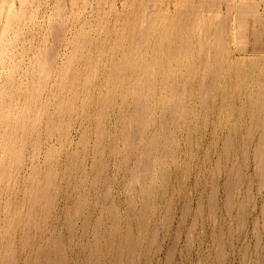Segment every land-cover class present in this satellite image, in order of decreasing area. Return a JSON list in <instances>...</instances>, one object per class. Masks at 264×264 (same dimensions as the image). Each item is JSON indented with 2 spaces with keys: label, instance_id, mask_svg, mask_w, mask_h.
<instances>
[{
  "label": "rangeland",
  "instance_id": "rangeland-1",
  "mask_svg": "<svg viewBox=\"0 0 264 264\" xmlns=\"http://www.w3.org/2000/svg\"><path fill=\"white\" fill-rule=\"evenodd\" d=\"M0 49V264H264V0H0Z\"/></svg>",
  "mask_w": 264,
  "mask_h": 264
},
{
  "label": "bare ground",
  "instance_id": "bare-ground-1",
  "mask_svg": "<svg viewBox=\"0 0 264 264\" xmlns=\"http://www.w3.org/2000/svg\"><path fill=\"white\" fill-rule=\"evenodd\" d=\"M213 4H214V2H213ZM249 8H250V7H246L247 10H245V11H248ZM6 18L8 19V17H6ZM10 18H11V17H9V20H10ZM164 35H165V34H164ZM164 35H163V36H164ZM142 36H143V35H142ZM141 38L143 39V37H141ZM216 47H217V46H216ZM220 47H221V46H220ZM220 47H217L216 50H217V49L220 50ZM177 48H178V47H177ZM181 48H182V47H181ZM181 48H180V51H181ZM183 48H185V47H183ZM183 48H182V49H183ZM214 49H215V48H214ZM0 50H1V49H0ZM175 50H177V49H176V46H175ZM219 50H218V51H219ZM1 51H2V50H1ZM1 51H0V53H1ZM177 51H178V50H177ZM177 51H174V49H173V52H171L170 54H172V53H174V52H177ZM183 51H184V49H183ZM214 51H215V50H214ZM220 51H221V50H220ZM222 51H223V48H222ZM2 52H3V51H2ZM221 53H223V52H221ZM177 54H178V52H177ZM172 55H173V54H172ZM175 55H176V53H175ZM216 56H219V54H217ZM216 56H215V57H216ZM215 57H214V58H215ZM221 57H222V56H221ZM168 58H169V56H168ZM172 58H173V57H171V59H172ZM215 59H216V58H215ZM217 59H218V58H217ZM172 60H173V59H172ZM168 61H170V60H168ZM170 62H171V61H170ZM153 63H154V62H153ZM215 63H217V60L215 61ZM218 64H219V63H217V65H218ZM149 65H150V64H149ZM151 65H153V64H151ZM155 65H156V64H155ZM155 65H154V67H155ZM210 65H211V64H210ZM216 67H217V66H216ZM151 68H152V71L155 70V68H153V67L150 66V69H151ZM213 68H214V67H213ZM145 69H146V68H144V70H145ZM148 69H149V68H148ZM148 69H147V70H148ZM213 70H214V69H213ZM145 71H146V70H145ZM216 71H217V69H216ZM215 73H217V72H215ZM215 76H216V75H215ZM217 76H218V75H217ZM148 77H149V75H148ZM150 77H151V75H150ZM150 77H149V78H150ZM151 78H152V77H151ZM152 79H154V78H152ZM150 80H151V79H150ZM136 93H137V92H136ZM136 93H135V94H136ZM165 93H166V92H165ZM135 94H134V95H135ZM137 94H139V92H138ZM164 95H165V97L168 96V95L166 96V94H164ZM164 95H163V96H164ZM136 96H138V95H136ZM136 96H135V97H136ZM140 96H141V95H140ZM170 96H171V95H170ZM170 98H171V97H170ZM170 98H169V99H170ZM135 100H136V99H135ZM139 100H140V99H138L137 101H139ZM163 102H164V101H163ZM137 104L139 105V103H137ZM139 106H140V105H139ZM171 109H172V110H171V112H170V118H172V120H173V117H171V114L174 112V110H173V108H171ZM169 110H170V109H169ZM137 111H138V110H137ZM140 111L142 112V110H140ZM140 111L138 112V114L140 113ZM167 114H168V113H167ZM167 114H166V115H167ZM139 115H140V114H139ZM139 115H138V116H139ZM168 115H169V114H168ZM136 116H137V114H136ZM138 116H137V118H138ZM140 117H141V116H140ZM167 117H168V116H167ZM132 118H133V117H131V119H132ZM137 118H136V119H137ZM136 119H135V121H136ZM141 119H142V118H140L139 120H141ZM143 119H145V117H144ZM145 121H146V120H145ZM138 122L140 123L141 121H138ZM138 122H137V125H136V123L132 122V123H134L133 126L135 125V126H137V127H139V128H142L141 124L139 125ZM130 125H131V124H130ZM138 125H139V126H138ZM144 125L147 126L146 122L143 124V126H144ZM161 126H162V125H161ZM129 127H130V126H129ZM137 127H136L135 129H138ZM129 129H130V128H129ZM132 129H133V128H132ZM132 129H131V130H132ZM145 129H147V127H146ZM147 130H148V129H147ZM139 131H140V130H139ZM139 131H138V132H139ZM145 131H146V130H145ZM145 131H144V132H145ZM131 132H132V131H131ZM144 132L141 133V135L145 134L147 131H146L145 133H144ZM157 132H158V130H157ZM133 133H134V132H132V135H133ZM163 133H164V132H163ZM155 134H156V133H155ZM161 134H162V133H161ZM161 134H156V135L159 136V135H161ZM167 134H168V133H167ZM11 135H12V134H11ZM11 135H10V136H11ZM136 135H137V134H136ZM153 135H154V134H153ZM153 135H152V136H153ZM164 135H165V133H164ZM12 136H13V135H12ZM154 136H155V135H154ZM143 137H144V135H143ZM148 137H149V136H148ZM150 137H151V136H150ZM150 137H149V139H150ZM165 137H167V135H166ZM165 137H163V138H165ZM8 138H9V140H10V137H8ZM8 138L5 139V140L8 141ZM13 138H14V137H13ZM130 138H133V137L130 136ZM130 138H129V139H130ZM137 138H139L138 135H137ZM141 138H142V137H141ZM156 138H157V136H156ZM159 138H160V137H159ZM143 139H145V138H142V140H143ZM154 139H155V138H153V140H154ZM136 140H137V139H136ZM10 141H11V140H10ZM99 141H100V143H101L102 140L99 139ZM133 141H134V140L132 139V143H133ZM12 142H13V139H12ZM147 142H148V141H147ZM0 143L3 144V143H4V139L2 140V142L0 141ZM8 143H9V142H8ZM132 143H131V144H132ZM6 144H7V143H6ZM7 146H8V144H7ZM7 146H5V148H7ZM130 146H131V145H130ZM130 146H129V147H130ZM19 147H20V146H19ZM19 147H18V153L21 152V151H19ZM131 147H132V146H131ZM21 148H22V147H21ZM7 149H8V148H7ZM7 149H6V150H7ZM12 149L15 150L16 148L14 149V147H13V148H11V150H12ZM11 150H10V151H11ZM16 150H17V149H16ZM16 150H15V151H16ZM20 150H21V149H20ZM102 150H103V149H102ZM130 150H131V149L129 148V151H130ZM15 151H14V152H15ZM8 152H9V151H8ZM12 152H13V151H12ZM14 152H13V153H14ZM51 152H52V151H51ZM16 153H17V152H16ZM21 153H22V152H21ZM51 154H52V153H51ZM51 154H49V156H50ZM12 155H13V154H12ZM19 155H20V154H19ZM15 156H16V155H15ZM16 157H17V156H16ZM50 157H52V156H50ZM50 157H49V158H50ZM14 158H15V157H14ZM52 158H53V157H52ZM73 158H74V157H73ZM75 159H76V158H75ZM15 160H16V159H15ZM15 160H14V162H15ZM49 160H50V159H49ZM51 160H52V159H51ZM72 161H75L74 164H77L76 160H71V162H72ZM2 165H3V164H2ZM71 165H72V163H71ZM15 166H16V164H15ZM73 166H74V165H73ZM1 167L3 168V166H1ZM70 167H71V166H70ZM15 168H16V167H15ZM5 169H6V168H5ZM0 171H1V170H0ZM6 171H7V170H5V172H6ZM51 172H52V171H51ZM3 173H4V172H3ZM3 173H2V174H3ZM69 173H70V172H69ZM50 174H51V173H50ZM140 174H141V173H140ZM3 175H5V173H4ZM10 175H12V173H11ZM137 175H138V174H137ZM163 175H165V173H164ZM138 176H139V175H138ZM134 177H135V176H134ZM164 177H166V176H164ZM48 178H49V177H48ZM136 178H138V177H136ZM139 179H140V178H139ZM133 180H134V179H133ZM137 180H138V179H137ZM142 180H143V179H142ZM126 181H127V179H126ZM129 181H130V180H128V183H130ZM131 181H132V179H131ZM134 182H135V181H134ZM144 182H145V181H144ZM132 183H133V182H132ZM135 183H136V182H135ZM145 183H146V182H145ZM147 184H148V183H147ZM147 184H146V185H147ZM149 184H150V183H149ZM132 185H133V184H132ZM132 185H131V187H135V185H134V186H132ZM137 185H138V183H137ZM143 185H144V183H143ZM126 186H127V182H126ZM139 186H140V185H139ZM127 187H128V186H127ZM129 187H130V186H129ZM136 187H137V186H136ZM141 187H142V186H141ZM148 187H149V186H148ZM148 187H147V188H148ZM142 188H143V187H142ZM142 188H141V189H142ZM144 188H145V187H144ZM144 188H143V190H144ZM147 188H146V189H147ZM128 189H129V188H128ZM146 189H145V190H146ZM145 190H144V191H145ZM130 191H131V193H132V190H130ZM139 191H141V190H140V187H139ZM150 191H151V189L149 188L148 192L151 193ZM148 192H147V193H148ZM152 192H153V191H152ZM131 193H130V194H131ZM141 193H142V192H141ZM43 194H44V193H43ZM147 196L149 197L148 194H147ZM29 197H31V194H30ZM144 198H145V197H144ZM30 199H31V198H29V200H30ZM145 199H146V198H145ZM148 199H149V198H148ZM31 201H32V200H31ZM147 201H148V200H147ZM33 202H34V201H32V203H33ZM36 202H37V201H36ZM47 202H48V201H47ZM28 203H30V202L28 201ZM145 203H147V202L145 201ZM31 205H32V204H31ZM149 205H150V204H149ZM30 207H32V206H30ZM77 207H80V206H77ZM142 207H143V206H142ZM144 207H145V206H144ZM149 207H151V205H150ZM9 208H10V207H9ZM107 208H108V207H107ZM146 208H147V207H146ZM146 208H145V209H146ZM29 209H30V208H29ZM78 209H79V208H78ZM81 209H82V208H81ZM105 209H106V208H105ZM148 209H149V208H148ZM9 210H10V209H9ZM18 210H19V209H18ZM21 210H22V209H21ZM30 210H31V209H30ZM143 210H144V209H143ZM143 210H142V211H143ZM28 211H29V210H28ZM79 211H81V210H79ZM144 211H145V210H144ZM149 211H150V209H149ZM149 211H148V212H149ZM19 212H20V210H19ZM29 212H30V211H29ZM8 213H9V212H8ZM142 213H143V212H142ZM79 214H80V213H79ZM117 214H118V213H117ZM143 214H144V213H143ZM72 215L74 216V214H72ZM141 215H142V214H141ZM33 216H34V215H33ZM33 216H32V217H33ZM117 216H118V215H117ZM117 216L115 215V217H117ZM25 217H27V215H26ZM29 217H31V216H29ZM71 217H72V216H71ZM71 217H70V218H71ZM119 217H120V216H119ZM141 217H142V216H141ZM143 217H144V216H143ZM14 218H15V217H14ZM17 218H18V217H17ZM17 218H16V219H17ZM4 220H5V219H4ZM25 220H28V219H25ZM116 220H118V219L116 218ZM116 220H115V221H116ZM7 221H8V220H7ZM10 221H11V220H10ZM28 221H29V220H28ZM28 221H27V222H28ZM27 222H26V223H27ZM69 222H70V220H69ZM6 223H7V222H6ZM13 223H14V220H13ZM13 223H12V224H13ZM71 223H72V222H71ZM71 223H70L69 225L73 226V224H71ZM83 224H84V223H83ZM7 225H8V223H7ZM85 225H86V224H85ZM12 226H13V225H12ZM28 226H29V225H28ZM71 226H69L70 229H71ZM83 226H84V225H83ZM87 226H88V225H87ZM7 227H8V226H7ZM9 228H10V226H9ZM9 228H8V230H10ZM23 228H24V226H23ZM28 228H29V227H28ZM122 228H123V227H122ZM122 228H121V229H122ZM126 228H127V227H126ZM12 229H13V228H12ZM12 229H11V231H12ZM123 230H125V228H124ZM128 230H129V229H128ZM11 231H10V232H11ZM83 231H84V230H83ZM126 231H127V230H126ZM24 232H25V234H26V231H24ZM89 232H90V231H89ZM89 232H88V233H89ZM92 232H93V231H92ZM94 232H95V231H94ZM7 233H8V232H7ZM96 233H97V232H96ZM25 234H24V235H25ZM93 234H94V233H93ZM97 234H98V233H97ZM22 235H23V234H22ZM98 235H99V234H98ZM93 236H94V235H93ZM95 236H96V235H95ZM99 236H100V235H99ZM6 237H8V236L6 235ZM23 237H24V236H23ZM24 238H25V237H24ZM95 238L97 239V236H96ZM5 239H6V238H5ZM9 239H10V238H9ZM13 240H14V239H13ZM13 240H12V241H13ZM7 241H8V239H7ZM10 241H11V240H10ZM10 241H9V242H10ZM12 241H11V244H12ZM5 243L8 245V242H5ZM22 243H23V242H22ZM2 244H3V243H2ZM22 245H23V244H22ZM27 245H28V244H27ZM4 246H5V244H4ZM8 246H9V245H8ZM10 246H11V245H10ZM55 247H57L56 243H55ZM4 248H5V247H4ZM4 248H3V249H4ZM8 248H9V247H8ZM8 248H7V246H6V249H8ZM0 249H1V248H0ZM1 250H2V249H1ZM1 250H0V251H1ZM38 250H39V248H38ZM9 251H10V249H9ZM2 252H3V251H2ZM9 253H11V254L13 253V254L15 255L14 250H13L12 252H9ZM2 254H4V253H2ZM37 254L40 255V252L37 253ZM8 255H9V254H8ZM8 255H7V256H8ZM14 255H10V256H13V259H14ZM0 256H1V255H0ZM1 257H2V256H1ZM48 257L50 258L51 256H48ZM48 257H46V259H47ZM10 258H11V257H10ZM15 258H16V257H15ZM0 259H2V258H0ZM3 259H5V258H3ZM7 259H8V258H7ZM10 260H11V259H10ZM32 260H33V258H32ZM49 260H50V259H49ZM49 260H47L48 264H49L51 261H53V260H51V261L49 262ZM8 262H9V259H8ZM11 262H12V261H11ZM31 262H33V261H31ZM53 262H54V261H53ZM14 263H15V262H14ZM5 264H6V263H5ZM8 264H9V263H8ZM15 264H17V263H15ZM30 264H31V263H30ZM33 264H34V263H33ZM37 264H38V263H37ZM46 264H47V263H46ZM50 264H52V262H51ZM55 264H56V262H55Z\"/></svg>",
  "mask_w": 264,
  "mask_h": 264
}]
</instances>
